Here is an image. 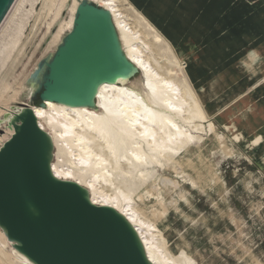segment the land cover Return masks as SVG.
Returning <instances> with one entry per match:
<instances>
[{
    "label": "rangeland",
    "instance_id": "1",
    "mask_svg": "<svg viewBox=\"0 0 264 264\" xmlns=\"http://www.w3.org/2000/svg\"><path fill=\"white\" fill-rule=\"evenodd\" d=\"M16 1L18 7L12 5L15 8H10V16L7 14L0 25V118L16 103L28 102L30 88L26 86V79L36 63L52 54L69 31L71 5L78 0ZM180 1L184 4V0ZM247 1L254 3L257 0ZM171 5L174 10L170 18L178 17L182 7L176 5L175 0ZM133 16L129 15L128 25L133 32H140L143 28L133 21ZM233 18L231 15L228 26L235 22ZM223 32L220 31V35ZM176 38L172 37L170 41L164 38L167 45H163L171 54L180 56L177 58L185 72L187 54H183L182 37L176 40L177 44L173 43L175 46L171 44ZM253 40L241 43L229 57L232 60L229 68L243 89L232 97L230 95L229 100L220 103L216 110L208 111L204 122L207 125V121H211L212 128L221 138L212 133L202 134L204 140L198 148L199 154H203L201 165L203 162L212 165V171L218 175L219 189L205 187L202 183L199 184L204 188L193 185L186 173L196 178L200 168L190 167L182 172L171 164L149 167L145 181L131 179L118 171L102 177L99 172L94 173L97 169L87 170L81 177L83 183L97 177L100 189L129 195V203L140 210L148 222L158 225V232H154L157 239L165 244L166 253L180 264H264V113L260 111H264V30L258 38L259 47H254ZM251 49H255L256 56L247 55ZM194 50L198 52L199 47ZM256 64L257 67L248 68ZM201 72V80L188 79L208 110L216 104L209 97L214 72ZM197 76V73L193 75ZM139 78L135 74L130 79L140 86ZM233 84L229 81L222 87L217 84L220 94L233 92ZM243 99L246 102L241 103ZM240 103L248 111L238 110L231 114L232 107ZM247 122L250 126L245 133ZM1 129L0 146L11 134L5 121L0 123ZM259 133L262 138L258 137ZM62 160L60 154L58 161ZM193 163L198 160L193 159ZM165 179H170L171 183ZM4 237L0 234V242ZM1 254L8 264H15L8 246ZM0 264H3L1 257Z\"/></svg>",
    "mask_w": 264,
    "mask_h": 264
},
{
    "label": "bare ground",
    "instance_id": "2",
    "mask_svg": "<svg viewBox=\"0 0 264 264\" xmlns=\"http://www.w3.org/2000/svg\"><path fill=\"white\" fill-rule=\"evenodd\" d=\"M90 1L111 12L122 48L139 69L136 74L140 77V86L131 79L102 84L97 91L96 108L71 107L52 101H47L45 107L34 106L40 126L49 131L54 140L55 158L52 170L56 176L76 180L88 188L94 203L111 205L122 212L136 227L153 264H180L166 253L163 248L165 244L157 239L154 232H158L156 228L158 225L148 222L145 216L140 214V210L129 203L131 200L129 195L100 189L97 177L86 180V183L82 182L81 177L87 170L97 169L98 171L94 173L99 172L98 175L102 177L118 171V174L120 172L131 179L145 181L149 167L171 164L182 172L190 167L200 168L197 170L196 178L186 173L193 185L199 188L210 186L219 189L218 175L212 171V165L204 162L201 165L203 154H199L198 148L201 147L204 140L202 136L206 133L221 138L212 128L211 121L204 125L208 111L216 110L220 103L229 100L230 95L232 97L240 91L236 84H233L235 85L232 88L233 92L220 94L217 84L222 87L227 83L230 71L224 69V77H221L222 70L217 66L210 81L209 94L216 104L207 110L189 83L190 73L199 75L204 63L198 68L196 66L198 61L193 59L191 62L196 67L190 69L187 64L192 71L185 68L184 72L177 58L180 56L177 53L171 54L163 44L167 45L166 40L170 41L175 36L176 41L185 33L181 40L185 55L193 46L188 37L189 31L195 35L198 29H201L209 37L212 34V20L223 18L222 23L228 25L232 12L226 13L219 7L216 8L214 1L206 0V4L203 5L204 0H184L178 14L180 25L172 27L175 23H169V15L173 10L171 4L174 0H149L148 6L152 3L150 12H146L147 8L142 7L145 0ZM77 2L79 0L73 5L70 4L72 13L68 22L69 30L72 27ZM13 5L17 6V3ZM13 8L15 7L12 6ZM209 8L211 10H208ZM162 13H165V17ZM130 14L134 15L133 21L141 25L143 30L133 32L127 21ZM210 17L212 19L209 22ZM165 20L167 23L163 26ZM26 86L30 88L27 94L29 97L32 87L27 82ZM7 130L8 133H12L8 127ZM258 140L259 138L254 141L255 145L258 144ZM216 145L218 144L216 143L215 147ZM60 154L63 155L62 161H58ZM193 159H197L198 163H193ZM203 168L207 173L201 170ZM165 181L171 183L170 179ZM0 234L3 237L1 230ZM7 246L14 256L15 264H33L16 251L5 237L0 242V257L3 264H8L1 254Z\"/></svg>",
    "mask_w": 264,
    "mask_h": 264
},
{
    "label": "water",
    "instance_id": "3",
    "mask_svg": "<svg viewBox=\"0 0 264 264\" xmlns=\"http://www.w3.org/2000/svg\"><path fill=\"white\" fill-rule=\"evenodd\" d=\"M15 0H0V25ZM138 67L125 54L111 12L79 0L72 27L26 79L28 102L0 118L12 131L0 146V229L33 264H153L136 227L88 188L52 170L54 140L33 109L47 101L96 108L102 84ZM2 131V129L0 130Z\"/></svg>",
    "mask_w": 264,
    "mask_h": 264
},
{
    "label": "crops",
    "instance_id": "4",
    "mask_svg": "<svg viewBox=\"0 0 264 264\" xmlns=\"http://www.w3.org/2000/svg\"><path fill=\"white\" fill-rule=\"evenodd\" d=\"M207 1H211V2L214 1V4H216V8L219 7L221 10L225 11L226 13L233 12L232 16L235 18V19L233 18L235 22H232L231 25L228 26L227 24L224 25L222 23V19L220 18L219 19L216 18L212 20L211 23L213 25L211 27L212 34L209 37H207L206 32H203L201 29H198L195 35L192 33V31H189L188 37L190 38L193 46L192 49L189 50V52L187 53L188 60L186 59V62L188 61V67L190 69H192V67L195 68L196 66L200 68V64L204 63L202 66L203 67L202 71L209 70L210 74H212L211 72H214L217 66H219V69L222 70L220 72L221 77H224V72H223L225 71L224 69L229 70L230 73L227 76V81L231 83H235L238 91H241L243 89L242 84L240 83V81L237 82V80L234 79L235 78L234 74L232 73V70L229 68L230 67L229 61H232L229 57L233 53V50L236 47H239L241 43H245L250 39H254L252 42H254L255 48L259 47L258 38L260 33L264 30V0H257L254 3H248L247 0H207ZM148 3L149 0H145L143 3L144 6H142L145 9L147 8L146 12H150V7L152 6V3H150L151 6H148ZM175 3L176 5L183 7V3L180 0H175ZM204 4H206V0H204L203 5ZM136 5L138 6V4ZM208 10L211 9L209 8ZM162 14L163 17H165V13ZM211 19H212L211 17L208 18L209 22L211 21ZM179 21L180 18L177 16H175V18L172 17L169 19L170 24L171 22L175 23L172 25V27H175L176 25H180ZM158 22L159 21H157V23ZM166 23L167 21L165 20L162 23V25L164 26ZM221 28L223 29L221 30ZM217 29H220V31L222 32L224 31L223 34L220 35V31H218ZM184 37H185V33L183 34V37L181 39H183ZM207 40L209 42H207ZM173 43L177 44L176 41H173L172 44ZM196 47H199L198 52L194 50ZM194 53L195 55H193ZM255 53H256L255 49H251L247 55L256 56ZM197 54H198V58H196V60L198 61V65L195 66V64H193L191 61L194 59V57L197 56ZM210 57L212 59H210ZM212 60L213 62H211ZM245 63H248L247 60ZM253 67H257V64L248 66V68H253ZM189 68L187 70L192 71ZM193 74L195 76L194 72ZM190 77L191 79H194V81L201 80L199 78L200 74L197 77H193L192 75ZM244 101L246 102V99H243L241 103ZM241 103L237 104L236 106L234 105L232 107L233 108L232 111L230 110V113L231 114H234V112L237 113L238 110L248 111L246 108L243 107V104ZM260 111L264 113L263 110ZM249 126L250 123L247 122V125L243 130V132L246 133L248 131ZM257 133L258 132H256L255 134ZM258 137L262 138V135L259 133Z\"/></svg>",
    "mask_w": 264,
    "mask_h": 264
}]
</instances>
